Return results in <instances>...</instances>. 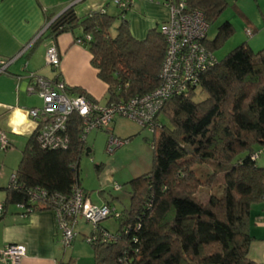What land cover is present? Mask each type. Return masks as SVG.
I'll list each match as a JSON object with an SVG mask.
<instances>
[{
  "label": "trees",
  "instance_id": "obj_1",
  "mask_svg": "<svg viewBox=\"0 0 264 264\" xmlns=\"http://www.w3.org/2000/svg\"><path fill=\"white\" fill-rule=\"evenodd\" d=\"M186 4L202 11L209 25L228 2ZM62 8L43 10L45 28L34 37L29 53L42 39L77 29L75 42L87 48L91 65L106 84L107 104L158 86L166 49L159 27L138 39L130 31L128 9L118 6L119 13L111 15L105 6L79 16L73 6ZM115 18L120 21L112 36ZM232 33L226 20L204 44L213 52ZM197 89L206 93L204 99L194 100ZM64 91L96 102L80 87L65 83ZM154 121L152 136L146 137L151 168L124 182L129 205L118 212L117 229L111 232L101 222L83 234L94 264H264L248 257L251 206L264 201V165L257 160L264 150V48L255 51L242 42L221 60L215 57L198 84L169 97ZM39 131L35 124L8 185L0 188V220L12 208L23 216L55 211L60 197L68 199L74 186L82 188L79 165L87 149L82 118L76 113L68 117L66 147L42 145ZM95 168L99 172L102 166ZM201 188L209 190L206 201L196 196Z\"/></svg>",
  "mask_w": 264,
  "mask_h": 264
},
{
  "label": "crops",
  "instance_id": "obj_2",
  "mask_svg": "<svg viewBox=\"0 0 264 264\" xmlns=\"http://www.w3.org/2000/svg\"><path fill=\"white\" fill-rule=\"evenodd\" d=\"M167 2L168 0H133L128 9L131 14L129 28L135 38L142 39L148 29L153 27V23L157 20L164 22L169 18L170 11ZM59 6L63 7L60 11L68 6H73L79 16L105 6L108 11L110 8L107 0H0V56L13 59L8 64L6 72L2 71L0 73V130L7 131L10 135L13 133L28 137L35 128V123L28 113V109L36 107L32 104L30 92H28L29 74L31 73L48 78L58 76L68 86L83 89L98 105L102 106L100 100L104 97V105L107 104L106 84L98 78L96 69L91 65V55L88 50L83 45L75 42L74 37L78 30H68L60 33L54 39H46L45 48L50 42H53L60 57L58 67L52 69L54 70L53 75L49 76V71L45 70L40 63H36V60L40 58L39 53H33V51L29 53L27 49L21 54L24 47L45 27L43 10ZM141 11L144 15H148L147 18H144L146 21L145 26L134 22V20H138L136 15ZM23 56L29 57L28 64L14 65L15 61ZM25 65L26 69L24 68ZM117 119L113 120L108 131L122 138L121 134L116 131ZM31 122L34 123V126L29 128ZM95 131L104 132L106 145L108 131ZM130 136L124 138L128 137L130 139ZM10 137L6 136L8 147L13 143ZM127 143L129 144V142ZM122 147L119 149H122ZM119 149L112 154H108L106 161L99 162L102 166L99 176V191L101 193L106 190L110 193L114 183L113 174H117L121 167H126L128 173L134 175L133 177L142 174L139 171L144 167H151L152 156L150 159H146V156L142 159L141 152L137 153L136 156L133 143L131 147L129 146L125 150L117 152ZM85 152L89 154L91 149L87 147ZM131 156L136 157L134 162L125 164L124 159ZM258 158H261V156ZM136 169L140 170L134 172ZM82 188L88 199L94 203L83 185ZM109 196L101 195L98 205L107 203L115 208L117 212H120L116 204L111 202ZM104 226L106 227L105 223ZM249 233L253 236V239L248 248V257L257 263H264V201L251 206ZM72 243L73 241L70 250L63 249L62 236L57 228L55 214L52 210H37L23 216L12 208L0 220V249L7 244L23 245L25 255L22 257L20 264H60L65 262L76 264L82 258L81 255L74 252ZM90 255L93 259V252L87 256L91 258ZM0 264L8 263L0 259Z\"/></svg>",
  "mask_w": 264,
  "mask_h": 264
},
{
  "label": "built area",
  "instance_id": "obj_3",
  "mask_svg": "<svg viewBox=\"0 0 264 264\" xmlns=\"http://www.w3.org/2000/svg\"><path fill=\"white\" fill-rule=\"evenodd\" d=\"M108 1L123 9H128L133 3V0ZM167 6L170 16L159 26L166 39L160 69L161 79L158 86L148 93L100 106L83 95L67 94L63 81H53L36 73L29 74L28 92L36 93L42 100V107L28 109L31 119L40 126L37 136L42 145L67 146L69 142L67 119L72 113L82 118L83 138L93 129H107L117 117L132 119L152 132L155 127V115L169 97L184 93L189 85L198 84L200 74L215 61L213 52L204 44L208 23L202 11L187 8L186 0H168ZM247 33L250 35L252 31L247 30ZM32 42L33 40L24 47L21 54ZM45 59L51 66L58 67L60 57L53 42L46 47ZM12 60L0 56V73L5 71ZM126 142V138L110 133L107 136L105 151L112 154ZM7 146L5 133L0 130V148L5 150ZM57 203L58 207L53 212L57 228L62 231L63 245L70 244L75 237L73 227L78 216L84 217L95 228L110 216L118 215L115 208L110 205L92 203L79 186L73 187L72 195L68 199L60 197ZM2 207L0 202V211ZM101 234L103 237L106 235L103 231ZM24 255L25 247L21 244H7L0 249V259L7 261L8 264H20Z\"/></svg>",
  "mask_w": 264,
  "mask_h": 264
},
{
  "label": "rangeland",
  "instance_id": "obj_4",
  "mask_svg": "<svg viewBox=\"0 0 264 264\" xmlns=\"http://www.w3.org/2000/svg\"><path fill=\"white\" fill-rule=\"evenodd\" d=\"M228 5L221 11L216 20L212 21L208 25V29L206 32V38L208 40H212L218 31V28L224 21L229 20L233 26V33L223 40L221 44L213 51L214 56L217 60H221L228 52H230L233 48L240 45L242 42H246L253 50H259L264 48V0H227ZM110 8L109 12L111 15H117L119 13V8L114 2H109ZM140 13V14H139ZM137 13L136 17L138 20H134L135 24L146 25V21L144 18H147L148 15H144L143 11ZM126 18L131 20V14L129 9L125 11ZM248 19V20H247ZM119 19L115 18L111 27L110 34L112 36L116 33V26L119 24ZM249 21V22H248ZM251 21V22H250ZM163 22L161 20H157L153 23V26L159 27ZM155 24V25H154ZM256 26V28H255ZM77 30V29H76ZM247 30L252 31L249 35ZM254 31V32H253ZM45 41L46 38L42 39L35 47L33 53H39L40 58L36 60V63H40L41 66L45 70L49 71V76L53 75L54 70H52V66L46 62L45 59ZM87 49V48H86ZM29 62V57H20L17 61H15L14 65L19 64L26 65ZM26 65L24 68L26 69ZM12 67V66H11ZM29 70V69H27ZM32 104L37 108L42 107V100L36 93H30ZM206 97V93L201 91L200 89L196 90L194 100L199 101ZM105 97L100 100V104L104 105ZM116 121V131L121 134L122 138L125 136H130V139L127 137V142L119 149L117 152H121L125 150L127 147H131L133 143V147L136 149L135 153H142V159L146 156V159H150L152 156L151 146L145 137L151 138L152 133L149 129L142 127L136 121L128 118L117 117ZM161 120L169 125L168 121L165 118H161ZM34 123H30V127H33ZM5 132V131H4ZM6 136L12 138L13 143L10 145L7 150H3L0 148V188L8 185L12 173L16 170L18 162L21 157V150L24 147L28 137H25L21 134H13L9 132H5ZM105 138L106 135L104 132L95 131V129L91 130L89 134L86 136V147L91 149V152L86 155L84 152L80 158V181L81 184L86 188L87 192H89V197L91 200L98 205L102 196H109V199L113 204H116L117 209L121 211L124 206L128 207L129 205V194H128V185H124V182H127L129 179L133 178V174L130 175L126 169V167H121L117 174H113V187L110 189V193L106 190L105 192L99 191V176L101 171H97L95 168L96 164H100V161H106L108 158V153L105 151ZM121 148V147H120ZM146 153V155H144ZM261 158H258V163L260 165H264V150H261L260 153ZM135 156H131L129 158L124 159L125 164H129L130 162H134ZM130 168V167H129ZM151 167H144L139 171L143 173L149 170ZM131 169V168H130ZM134 170V169H133ZM140 169H136L134 172ZM204 171V169H201ZM200 173V172H199ZM128 176V177H127ZM127 178V179H126ZM115 189V190H114ZM207 190V191H206ZM207 188H201L196 194V196L202 200L206 201L209 194ZM105 193V194H104ZM4 191L0 189V201L3 200ZM113 197V198H112ZM106 224V227L114 232L117 229L118 221L115 216H110L106 220L102 221V224ZM93 227L92 223L86 221L84 217L78 216L77 222L73 227L76 235L73 238L72 248L74 252L78 255H81V260L76 264H94L92 256H87L92 253V249L87 240L83 237V234H89L91 228ZM60 233L62 231H59ZM71 243L68 245H63L64 250H70ZM86 256L83 257V255Z\"/></svg>",
  "mask_w": 264,
  "mask_h": 264
},
{
  "label": "water",
  "instance_id": "obj_5",
  "mask_svg": "<svg viewBox=\"0 0 264 264\" xmlns=\"http://www.w3.org/2000/svg\"><path fill=\"white\" fill-rule=\"evenodd\" d=\"M86 155L88 154V152L85 153Z\"/></svg>",
  "mask_w": 264,
  "mask_h": 264
}]
</instances>
